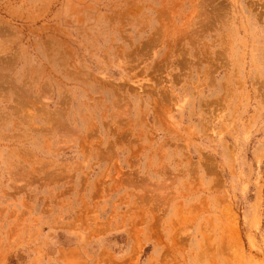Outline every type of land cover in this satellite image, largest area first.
Returning <instances> with one entry per match:
<instances>
[{"label": "rangeland", "instance_id": "rangeland-1", "mask_svg": "<svg viewBox=\"0 0 264 264\" xmlns=\"http://www.w3.org/2000/svg\"><path fill=\"white\" fill-rule=\"evenodd\" d=\"M0 264H264V0H0Z\"/></svg>", "mask_w": 264, "mask_h": 264}]
</instances>
